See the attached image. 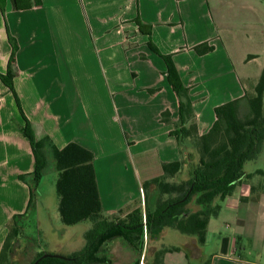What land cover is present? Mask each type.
<instances>
[{
  "label": "crops",
  "instance_id": "0c3cea01",
  "mask_svg": "<svg viewBox=\"0 0 264 264\" xmlns=\"http://www.w3.org/2000/svg\"><path fill=\"white\" fill-rule=\"evenodd\" d=\"M41 3L20 11L0 0V75L13 83L11 90L0 78V252L13 218L27 211L33 184L20 180L35 170L23 115L38 139L94 153L104 215L124 217L144 207L145 182L184 159L171 136L181 124L179 100L149 40L172 56L192 101L186 126L196 123L199 136L212 128L218 107L255 93L264 69V0ZM137 19L150 26V37ZM202 44L214 51L198 55ZM166 111L169 123L161 120ZM253 185L237 187L209 222V264H264V196H253ZM155 194L151 186V208ZM119 247L117 264H145L124 242Z\"/></svg>",
  "mask_w": 264,
  "mask_h": 264
},
{
  "label": "trees",
  "instance_id": "16d2710c",
  "mask_svg": "<svg viewBox=\"0 0 264 264\" xmlns=\"http://www.w3.org/2000/svg\"><path fill=\"white\" fill-rule=\"evenodd\" d=\"M11 2L14 9L20 11L30 10L42 4L41 0ZM135 23L142 33L146 32L151 36L150 26L143 25L139 19L135 20ZM11 43L14 53L10 66L15 62L16 53L13 39ZM148 46L165 61L166 75L179 100L181 124L171 136L177 139L184 159L164 164L162 177L143 184V208L135 209L124 217L105 216L95 173L94 153L76 143L59 149L47 136L38 139L23 115L25 125L21 131L31 144L35 170L32 174L20 176V180L27 182V177H31L33 184L29 185L30 199L27 211L15 216L8 227L9 232L0 252V264H11L15 251L14 241L22 235L18 220L33 209L36 191L48 166L49 150L57 172L56 192L62 223L70 227L90 221L92 227L85 233L86 245L83 250L66 257L68 259L47 257L38 264H112L109 258L100 257L109 242L121 239L134 251L139 252L145 244V229L149 244L156 243L169 228L194 238L192 244L186 245L188 258L192 256V250L197 248L201 251L200 246L206 245L209 222L219 216L224 201L231 197L246 179L255 175L247 173L245 165L255 161L264 150V69L255 87V93L218 107L212 128L199 136L196 123L192 122L189 127L186 126L188 120L194 119L193 106L172 56L161 53L151 40ZM194 49L200 56L214 51V47L208 44L199 45ZM8 77L9 75H0L1 80L13 90L12 79ZM149 91L155 93L157 90ZM17 101L19 103L18 98ZM245 102L248 111L241 118L239 111ZM19 107L23 114L20 103ZM170 117V112L166 111L161 120L163 123H169ZM256 173L264 175L262 171ZM178 175L183 176L180 183L168 181ZM151 186L157 191L154 208L150 207ZM164 196L169 197L164 199ZM182 250L180 247L160 246L153 253L152 264H164L167 253ZM44 255L39 253L30 264H35ZM146 258L147 254L144 261Z\"/></svg>",
  "mask_w": 264,
  "mask_h": 264
},
{
  "label": "rangeland",
  "instance_id": "374dc122",
  "mask_svg": "<svg viewBox=\"0 0 264 264\" xmlns=\"http://www.w3.org/2000/svg\"><path fill=\"white\" fill-rule=\"evenodd\" d=\"M210 100H206V104H210ZM248 111L246 102L240 108L239 114L243 118ZM198 151V149H197ZM49 162L45 174L36 191V199L33 209L28 215L18 220L21 227V236L14 241V255L11 258V264H30L39 253L45 255L63 256L70 251L80 250L86 245L85 233L91 229L92 223L84 221L75 226H65L58 210V196L56 192L57 172L54 167V161L51 151H48ZM247 173L255 174L251 179H246L244 183L254 184L252 195L257 192L264 196V175L256 173L262 171L264 173V150L259 157L245 165ZM183 176L178 175L175 178L168 179L173 183H180ZM32 179V178H31ZM169 196H164L167 199ZM157 194L152 195V205H155ZM151 204V203H150ZM193 237L183 235L171 228L157 239L156 243H149L145 240L143 250L132 251L136 256L140 257L147 254L145 264L153 263V253L160 246H174L183 248L180 252L167 253L164 257V264H209L211 255L215 252L214 244L200 246V257L198 253L192 250V256L186 257L189 252L186 245L192 244ZM123 244L121 239L109 242L100 257H107L112 264H117L114 254L120 252L119 246ZM186 249H185V248ZM117 258V257H116Z\"/></svg>",
  "mask_w": 264,
  "mask_h": 264
},
{
  "label": "water",
  "instance_id": "95a60500",
  "mask_svg": "<svg viewBox=\"0 0 264 264\" xmlns=\"http://www.w3.org/2000/svg\"><path fill=\"white\" fill-rule=\"evenodd\" d=\"M185 215H188V214H185ZM47 257H59V258H61V259H68V258L63 257V256H57V255H44V256H43L42 258H40L35 264H38L39 261H41L42 259L47 258ZM91 264H92V263H91Z\"/></svg>",
  "mask_w": 264,
  "mask_h": 264
},
{
  "label": "built area",
  "instance_id": "2783aa9c",
  "mask_svg": "<svg viewBox=\"0 0 264 264\" xmlns=\"http://www.w3.org/2000/svg\"><path fill=\"white\" fill-rule=\"evenodd\" d=\"M144 220H145V217H144ZM145 240H147V231L145 229Z\"/></svg>",
  "mask_w": 264,
  "mask_h": 264
}]
</instances>
